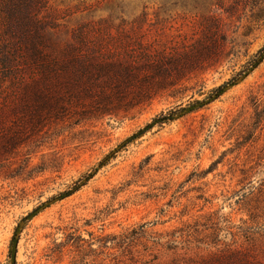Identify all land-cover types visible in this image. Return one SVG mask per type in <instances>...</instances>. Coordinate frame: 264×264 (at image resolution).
Instances as JSON below:
<instances>
[{
	"label": "rangeland",
	"instance_id": "rangeland-1",
	"mask_svg": "<svg viewBox=\"0 0 264 264\" xmlns=\"http://www.w3.org/2000/svg\"><path fill=\"white\" fill-rule=\"evenodd\" d=\"M49 4L51 68L0 67V264H264V0Z\"/></svg>",
	"mask_w": 264,
	"mask_h": 264
},
{
	"label": "trees",
	"instance_id": "trees-1",
	"mask_svg": "<svg viewBox=\"0 0 264 264\" xmlns=\"http://www.w3.org/2000/svg\"><path fill=\"white\" fill-rule=\"evenodd\" d=\"M61 18L49 0H0V67L36 72L51 68L50 52L60 46Z\"/></svg>",
	"mask_w": 264,
	"mask_h": 264
}]
</instances>
